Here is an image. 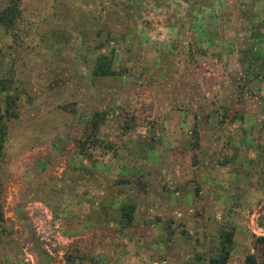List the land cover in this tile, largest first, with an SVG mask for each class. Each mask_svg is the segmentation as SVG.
Returning a JSON list of instances; mask_svg holds the SVG:
<instances>
[{
  "label": "rangeland",
  "instance_id": "374dc122",
  "mask_svg": "<svg viewBox=\"0 0 264 264\" xmlns=\"http://www.w3.org/2000/svg\"><path fill=\"white\" fill-rule=\"evenodd\" d=\"M2 11L0 264H264V0Z\"/></svg>",
  "mask_w": 264,
  "mask_h": 264
},
{
  "label": "trees",
  "instance_id": "16d2710c",
  "mask_svg": "<svg viewBox=\"0 0 264 264\" xmlns=\"http://www.w3.org/2000/svg\"><path fill=\"white\" fill-rule=\"evenodd\" d=\"M0 22L6 27L9 26V24H7V14L5 11L0 12ZM252 35H253V37L255 35L253 27H252ZM254 38H252V40H255ZM250 52H251V55H255L256 60H258V61L260 60L262 63V61L264 60V57L260 52L253 51V50H251ZM106 61H107L106 56L101 55L99 57V59L96 62V67L94 69V75L95 76L103 77V76H108V75L112 74L110 63L107 64ZM262 65H263V63H262ZM260 76H261L260 79L264 78V68L261 70ZM0 119H1V115H0ZM3 136H4V130H3V127L0 125V150L2 149V146H3V142H2ZM125 217H126L127 221L130 220L128 214H126ZM226 260H227V255H224L221 260L212 259L210 261V264H225ZM244 264H257L256 258L253 255H248L245 258Z\"/></svg>",
  "mask_w": 264,
  "mask_h": 264
}]
</instances>
